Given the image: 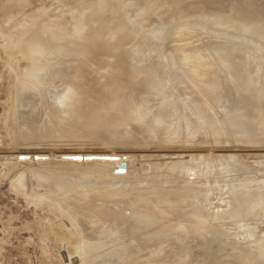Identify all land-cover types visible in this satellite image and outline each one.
<instances>
[{
	"label": "bare ground",
	"instance_id": "1",
	"mask_svg": "<svg viewBox=\"0 0 264 264\" xmlns=\"http://www.w3.org/2000/svg\"><path fill=\"white\" fill-rule=\"evenodd\" d=\"M26 1L2 0L4 20ZM78 1L85 7L73 11L75 18L96 20V29L109 26L105 34L124 46L136 29L112 26L119 17L166 27L149 53H141L145 42L115 52L100 74L88 63L102 60L108 44L101 38L89 48L85 43L100 31L78 26L63 38L60 30L33 24V13L0 26L1 58L15 47L28 55L11 89L13 142L39 151L26 163L53 203L42 198L47 208L39 205L49 223L58 226L66 217L72 225V237L54 227L59 240L76 244L81 264H264L258 226L264 218V4L231 0L236 10L227 7L229 17L211 10V0H123L125 12L110 0ZM162 53L166 63L158 61ZM78 147H138L143 159L140 153L80 154ZM237 147L257 150L232 151ZM148 148L178 152L170 158L171 152ZM94 155L100 157L87 159ZM33 164L79 177H50L45 167L47 177ZM157 165L165 169L157 168L163 177L155 174L166 181L156 180Z\"/></svg>",
	"mask_w": 264,
	"mask_h": 264
},
{
	"label": "rangeland",
	"instance_id": "2",
	"mask_svg": "<svg viewBox=\"0 0 264 264\" xmlns=\"http://www.w3.org/2000/svg\"><path fill=\"white\" fill-rule=\"evenodd\" d=\"M240 1H243V0H239V2ZM255 1L257 2L256 4L258 5L264 4V0L263 1L255 0ZM1 2L2 0H0V3ZM240 3L241 5H244V2H240ZM79 4H80V1L78 0H28V2L26 1V4L24 3L21 5V9H22L21 12L19 13L12 12L11 18H7L6 21L4 20L2 12L0 11V18H2L0 19V26H1V29H5V27L7 28L9 26L8 24L10 21L12 23L21 16H23L24 18L26 17L27 19H30L29 16L27 17L26 15L28 13H33L31 17L32 19L34 18L33 24L38 25V23L42 22L46 30H49L50 32H53L52 31L53 28L55 30L57 29L58 31L60 30V32L58 31L57 32L59 35L65 34L63 38L69 35L70 37L73 36L71 34H73L74 29H76L78 26L79 28L83 27L85 31H87V33L89 34H93L94 32L100 31L101 33H97L96 36H91V38L86 39V42H85L88 45L87 48L91 47L93 42L99 41L100 38L108 44L109 50L105 51V55L103 56L102 60H99L97 63H93V61L88 63L92 65L91 67L97 70L100 74L107 70L109 65H105V64L109 62L110 60H114V57L111 55L116 54L115 52L127 53V51H130L131 49L136 48L139 45H141L140 42H142L143 44L145 42L146 44L142 46L143 50L141 53L142 54L149 53L152 49V46H154L155 44L156 45L160 44L161 38L163 37V35H165V27H166L165 25H162L159 23H153L151 26H148L145 24H139L137 20L135 19L131 20L130 17L122 16V17H119L113 20L112 23L114 24L112 26H115L118 23H127L131 26L132 30H134L133 28L136 29V31H133L134 36H131L132 38L129 41V43L124 46L126 41L125 42L121 40L116 41L114 38H111V37L109 38L105 34V31L108 28H110L109 26L101 25L96 29L95 28L97 26L96 20L87 21L86 19L87 16H84L82 18L77 16L75 18L73 16V11L80 9V8L82 9L83 7H85V5L80 6ZM110 4L114 5L115 7L120 9V11H123V12H125V9L127 6L123 0H110ZM70 5L74 6V8H70ZM208 5L209 7H211V10L212 9L213 10L214 9L223 10L222 13L229 17L233 14V10L229 11V9L227 10V7H232V8L234 7V9L236 10L235 4H233L231 0H211V2H209ZM78 6H80V8H78ZM32 7L33 9H31ZM35 7H40L41 12L38 13V11H35ZM9 8L12 9V7H9ZM0 10H1V7H0ZM89 10H90V6H87V10L85 12H88ZM11 11H13V9ZM235 13L237 12L235 11ZM254 23L257 24V22H254ZM202 27L203 28L201 29L204 32L210 31L209 29H211L209 26L205 24ZM212 33H221L222 35L228 34L225 30L224 31L215 30L214 32L212 31ZM232 35L234 36L237 34H232ZM238 38L254 46L260 44V41L254 38L253 36H246V35L238 33ZM109 39L111 40L109 41ZM119 43L121 44L119 45ZM1 44L3 47L2 46L0 47V52H2L3 54L2 53L1 54L4 56V50L3 51L1 50L5 47L4 46L5 44L3 42V39L0 37V45ZM3 56L1 58V55H0V60H1L0 62V264H81L80 262L81 257L78 254V252L75 250L76 244H74L73 242L72 243L66 242V240L61 241L58 238L59 233L57 229L59 227L61 229V232L64 231L66 233V236L70 235V237H72V234H70L72 233V231H69L72 225L70 221L68 220V218L66 217L58 218V220L60 219L58 222L59 224L58 225L59 227H58L57 224L49 223L48 218H46V212L45 214L43 212V211H46L45 208L43 207L45 206L47 208V205L51 202L50 200H48V198L46 199V196H44L43 194L46 192L45 190H47L45 187L46 185L40 184V182L37 181L38 180L37 178L35 179L34 177H32V175L30 174L28 170V167L31 164L26 163L27 159L28 160L33 159L35 157V154L37 155L39 151L36 149H32V148L26 149V148L16 147L13 142V134H12L13 126H12V120H11V112L9 110L13 106L11 102L12 101L11 95L13 94V92L11 91V89L15 87L16 83L18 82V77L20 76L19 74L21 73L19 72L20 68L17 70V68L19 67L18 65L20 64L22 65L26 61L25 59L21 60V58H24V57L28 58V55H26L24 52H21L19 49L15 47L13 49L12 55L9 56V58L3 57ZM164 57H165L164 53L160 54L158 57V61H162L163 63H166V61L164 60ZM18 59L21 61H19ZM13 66L15 67L14 69L12 68ZM87 68L91 69L89 66H87ZM100 69L102 70V72ZM27 74H29V71L27 72ZM128 94L131 96V92H128L127 95ZM237 148L238 150H235ZM237 148H232V151L234 149L235 152L239 151V152L245 153V151H248V150L249 152L252 150H257L255 148L254 149L251 148L247 150H245L244 148L239 150L240 147H237ZM66 150L67 149H59L57 150L58 151L57 153H65ZM73 150H77L78 153L80 154H84V153L91 154V153H96V152L104 153L107 151H111L112 153H131L134 156H136L137 154L140 153L139 154V156L141 157L140 159H143L142 158L143 151L141 149H138V147L129 148V149H125V148L101 149V150H107V151H100V149H97L94 147H78L77 149L74 148ZM120 150H125L126 152L125 151L117 152ZM151 150H155V149L148 148L147 150H145V152L154 153V154H157L159 152H162V153L171 152L172 154L168 156L170 158H175L176 154L174 153L178 152L177 150H174V149H171V150L165 149V151H163L162 149L161 151H154V152ZM157 150H160V149H157ZM195 150L192 149L189 151L194 152ZM227 150H231V149H226V151ZM215 151L216 152L221 151V148H218V150L216 148ZM20 152H22L23 154L22 153L20 154ZM24 153L27 154V156L29 154L28 156L29 158H24L23 156L25 155ZM40 153H47V152H40ZM95 157L99 158L100 155H97V156L94 155L93 157H88V158L86 157V158L93 159ZM45 158H47L48 161L53 160L52 158L49 159V157H45ZM45 158H42V160H45ZM15 159H18V160L16 161ZM83 161H86V159H84ZM48 164L50 165L51 163H48ZM40 165L37 164V166H34L33 164V167H37L36 169H39L40 171L41 170L43 171L42 168H44L45 171H46V168H48L47 171L49 173L47 171L45 173L44 171V174L47 175L48 173L50 177H53L55 174L56 175L59 174L61 175V177L65 175V173L61 174L59 173V171L58 172L52 171L53 170L52 168L49 169V167L51 166L47 165L46 167L45 165H43L46 167L45 168V167H42V165L41 166ZM39 166L42 168H40ZM157 168L160 169V166L158 167L157 165L155 168H153L154 170L156 169L157 171V172L155 171L154 174L155 173L160 174V170L165 169V167H162L160 170H157ZM207 168H209V165L208 167L206 166V169ZM162 171L163 170H161V173ZM50 173L53 175L51 176ZM156 174L155 176L156 178H158ZM46 175L44 176L46 177ZM160 176L163 177V175L161 174ZM17 177L19 178L17 179ZM75 177L78 178L79 174L78 176H76V174H74L73 176L72 173L71 174L66 173L64 178H67V179L71 178L72 180V178L75 179ZM160 178L156 180L166 181L168 179L167 177H166L167 179L165 180L160 179ZM184 179L183 181H185ZM188 180L189 179L187 178V181ZM97 185L99 186L101 184H97ZM38 196H39V199L37 201L35 199H37ZM42 198H43V201H46L47 205L44 204V202L42 201ZM40 203H41V206L43 207L39 205ZM52 204L53 203L51 202L50 205ZM120 204L118 203L116 204V206ZM118 207L119 209H121L122 206L120 205ZM38 208L39 209L42 208V209L39 210ZM117 211L119 212V210ZM263 221H264V218H262L261 221H259L260 224L258 225L261 231L262 229H264ZM46 222L49 224H47ZM54 227L55 228L58 227V228L55 229Z\"/></svg>",
	"mask_w": 264,
	"mask_h": 264
}]
</instances>
